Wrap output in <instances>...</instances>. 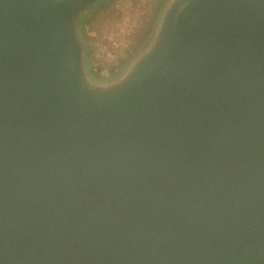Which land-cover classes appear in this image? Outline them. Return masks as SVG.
<instances>
[{
    "label": "water",
    "instance_id": "obj_1",
    "mask_svg": "<svg viewBox=\"0 0 264 264\" xmlns=\"http://www.w3.org/2000/svg\"><path fill=\"white\" fill-rule=\"evenodd\" d=\"M100 1L0 0V264H264V0H173L105 76Z\"/></svg>",
    "mask_w": 264,
    "mask_h": 264
},
{
    "label": "rangeland",
    "instance_id": "obj_2",
    "mask_svg": "<svg viewBox=\"0 0 264 264\" xmlns=\"http://www.w3.org/2000/svg\"><path fill=\"white\" fill-rule=\"evenodd\" d=\"M101 4L82 21L80 31L86 39L89 68L105 76L130 66L173 0H109Z\"/></svg>",
    "mask_w": 264,
    "mask_h": 264
},
{
    "label": "trees",
    "instance_id": "obj_3",
    "mask_svg": "<svg viewBox=\"0 0 264 264\" xmlns=\"http://www.w3.org/2000/svg\"><path fill=\"white\" fill-rule=\"evenodd\" d=\"M105 1L107 2V1H109V0H101L100 3L103 4Z\"/></svg>",
    "mask_w": 264,
    "mask_h": 264
},
{
    "label": "flooded vegetation",
    "instance_id": "obj_4",
    "mask_svg": "<svg viewBox=\"0 0 264 264\" xmlns=\"http://www.w3.org/2000/svg\"><path fill=\"white\" fill-rule=\"evenodd\" d=\"M108 2V1H107ZM106 3V1L103 3V5ZM100 6H102V4L100 5Z\"/></svg>",
    "mask_w": 264,
    "mask_h": 264
}]
</instances>
